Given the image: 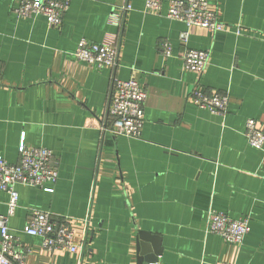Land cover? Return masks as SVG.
Instances as JSON below:
<instances>
[{
  "label": "crops",
  "instance_id": "1",
  "mask_svg": "<svg viewBox=\"0 0 264 264\" xmlns=\"http://www.w3.org/2000/svg\"><path fill=\"white\" fill-rule=\"evenodd\" d=\"M19 3L0 0V156L18 162L25 138L52 149L59 169L53 193L17 188L8 223L31 249L25 264H138L140 232L160 238L163 263L264 264V149L244 135L249 118L264 126V0H209L226 24L218 33L169 19L167 0L161 14L145 0H72L60 28L17 17ZM83 37L118 46L117 66L78 60ZM187 48L210 52L202 75L185 67ZM115 78L148 92L138 139L108 127ZM196 84L227 93V112L196 106ZM8 202L0 190V215ZM33 208L66 220L81 250L50 252L22 232ZM212 209L250 216L243 244L207 231Z\"/></svg>",
  "mask_w": 264,
  "mask_h": 264
},
{
  "label": "built area",
  "instance_id": "2",
  "mask_svg": "<svg viewBox=\"0 0 264 264\" xmlns=\"http://www.w3.org/2000/svg\"><path fill=\"white\" fill-rule=\"evenodd\" d=\"M100 1V0H91ZM166 0H145V11L161 14ZM169 3L166 16L169 19L184 22L187 27L197 25L211 33L226 30V24L220 21L217 14L209 7V0H167ZM72 0H20L13 10L19 18L43 16L52 28H60L64 15L70 9ZM130 10L129 4L123 6ZM236 35L241 28L236 27ZM187 40V33L181 36ZM163 54L172 53L169 42L162 44ZM119 48L113 43L92 42L81 38L74 56L91 65L116 67ZM184 65L188 70L202 75L209 61L210 52L187 48L183 55ZM148 98L147 90L134 79L113 80V89L109 102L110 131L119 136L138 139L142 135L145 106ZM192 102L199 108L208 109L212 114L224 115L228 110L229 95L222 92H206L196 84ZM244 135L249 145L264 149V126L254 118L245 123ZM19 161L12 163L0 156V190L9 195L8 212L0 215V264H25L29 247L20 243L19 236L10 228L9 219L15 213L20 194L19 185L39 187L47 192L55 191L59 180V169L53 163L54 152L46 147H28L25 138L19 146ZM251 230L250 216L233 218L228 213L210 210L207 217V231L220 235L226 242L241 245ZM25 234L40 237L43 247L50 251H67L77 253L82 245L74 241V230L66 220L39 208L31 209L28 221L23 229ZM149 264H167L161 261Z\"/></svg>",
  "mask_w": 264,
  "mask_h": 264
},
{
  "label": "water",
  "instance_id": "3",
  "mask_svg": "<svg viewBox=\"0 0 264 264\" xmlns=\"http://www.w3.org/2000/svg\"><path fill=\"white\" fill-rule=\"evenodd\" d=\"M139 236L138 264L158 262L163 252L160 238L145 232H140Z\"/></svg>",
  "mask_w": 264,
  "mask_h": 264
}]
</instances>
